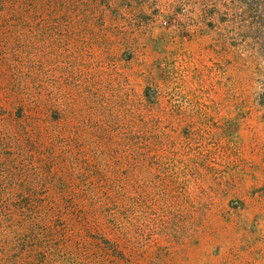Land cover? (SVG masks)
Returning <instances> with one entry per match:
<instances>
[{"label": "rangeland", "instance_id": "obj_1", "mask_svg": "<svg viewBox=\"0 0 264 264\" xmlns=\"http://www.w3.org/2000/svg\"><path fill=\"white\" fill-rule=\"evenodd\" d=\"M0 264H264V0H0Z\"/></svg>", "mask_w": 264, "mask_h": 264}]
</instances>
